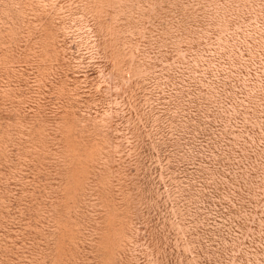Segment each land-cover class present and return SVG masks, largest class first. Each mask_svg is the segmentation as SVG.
<instances>
[{
    "label": "rangeland",
    "instance_id": "obj_1",
    "mask_svg": "<svg viewBox=\"0 0 264 264\" xmlns=\"http://www.w3.org/2000/svg\"><path fill=\"white\" fill-rule=\"evenodd\" d=\"M0 264H264V0H0Z\"/></svg>",
    "mask_w": 264,
    "mask_h": 264
}]
</instances>
